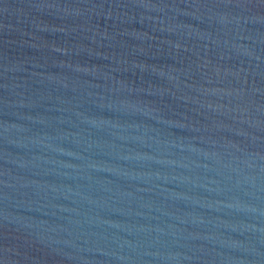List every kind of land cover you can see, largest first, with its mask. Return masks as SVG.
Instances as JSON below:
<instances>
[{
	"label": "water",
	"instance_id": "water-1",
	"mask_svg": "<svg viewBox=\"0 0 264 264\" xmlns=\"http://www.w3.org/2000/svg\"><path fill=\"white\" fill-rule=\"evenodd\" d=\"M0 264H264V0H0Z\"/></svg>",
	"mask_w": 264,
	"mask_h": 264
}]
</instances>
